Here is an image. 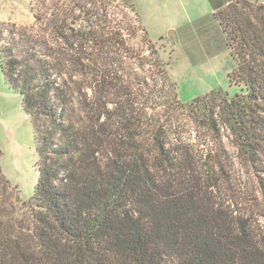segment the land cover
I'll return each instance as SVG.
<instances>
[{"label": "trees", "instance_id": "obj_1", "mask_svg": "<svg viewBox=\"0 0 264 264\" xmlns=\"http://www.w3.org/2000/svg\"><path fill=\"white\" fill-rule=\"evenodd\" d=\"M210 3L233 97L181 102L128 13L104 37L95 25L66 34L61 18L42 28L51 39L13 25L3 40L0 29L1 73L22 95L38 156L24 201L0 149V264H264V4ZM186 119L211 147L179 135Z\"/></svg>", "mask_w": 264, "mask_h": 264}, {"label": "rangeland", "instance_id": "obj_2", "mask_svg": "<svg viewBox=\"0 0 264 264\" xmlns=\"http://www.w3.org/2000/svg\"><path fill=\"white\" fill-rule=\"evenodd\" d=\"M87 1L0 0V29H4V32H0L2 39L9 38L8 32L13 25L17 30L34 26V34L51 39L52 35L42 31V28L46 30L47 24L60 18L66 21V34L73 33L74 36L78 32H71V29L78 30L95 25V30L104 37L109 31L119 32V28H124L128 13L135 26L143 27L147 31L149 40L167 67V87L170 88L171 83L175 85L181 102L189 103L196 98L210 95L215 90H223L229 97L239 92L238 87L229 83L228 75L233 70L234 62L226 45L225 35L215 24L207 0H103L96 6L86 4ZM124 1H127V5H132L142 24L125 7ZM249 1L264 4V0ZM36 16L41 23L36 22ZM201 17L202 26L207 27L208 32L198 36L196 28L199 23L195 21ZM112 20L114 23L110 25ZM122 32L124 35L127 33L126 29ZM143 35L144 32L139 29V38L133 41L134 48H138L137 42H140ZM106 48L104 52L108 50ZM124 53L138 55L131 50H125ZM134 68L139 67L134 65ZM178 132L184 140L199 150L213 145L212 140L194 130L187 119L179 124ZM224 143L230 148L226 137ZM0 149L3 153L1 164L5 176L17 188L21 199L29 200L38 178L33 124L31 117L23 111L22 95L8 87L1 69Z\"/></svg>", "mask_w": 264, "mask_h": 264}, {"label": "crops", "instance_id": "obj_3", "mask_svg": "<svg viewBox=\"0 0 264 264\" xmlns=\"http://www.w3.org/2000/svg\"><path fill=\"white\" fill-rule=\"evenodd\" d=\"M207 3H208V5H209V7H210L211 13H213V8H212V5H211V3H210V0H207ZM202 20H203V18L201 17V18L197 19L195 22L197 23V22H200V21H202Z\"/></svg>", "mask_w": 264, "mask_h": 264}]
</instances>
